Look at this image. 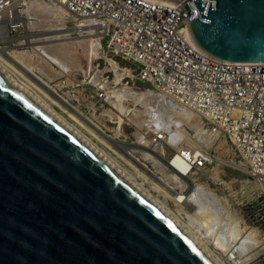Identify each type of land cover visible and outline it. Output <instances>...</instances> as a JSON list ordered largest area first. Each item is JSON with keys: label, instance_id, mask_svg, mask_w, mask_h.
Here are the masks:
<instances>
[{"label": "water", "instance_id": "water-1", "mask_svg": "<svg viewBox=\"0 0 264 264\" xmlns=\"http://www.w3.org/2000/svg\"><path fill=\"white\" fill-rule=\"evenodd\" d=\"M211 1H193L195 47L221 62L264 63V0ZM248 209L264 222L263 196ZM0 264L217 263L0 66Z\"/></svg>", "mask_w": 264, "mask_h": 264}, {"label": "built area", "instance_id": "built-area-1", "mask_svg": "<svg viewBox=\"0 0 264 264\" xmlns=\"http://www.w3.org/2000/svg\"><path fill=\"white\" fill-rule=\"evenodd\" d=\"M30 1L33 0H0L2 54L8 53V49L14 52L42 44L40 40L29 45L30 34L23 28H13L15 23L21 25L22 19L26 20L23 12ZM48 1L64 8L72 29L75 24L72 19L89 21L96 28L95 31L88 29L86 34L100 36L105 59L126 64V77L134 85H142V88L132 87L160 94L192 111L202 120L203 127L217 129L231 144L238 168L253 178L250 183L261 185L264 192V63L221 62L195 47L187 28V22L198 15L195 0L178 4L162 0ZM201 1L214 6L211 0ZM107 83L108 87L92 92L96 100L108 101V92L113 86ZM124 83L130 86L129 82ZM120 100L128 103L129 96H121ZM112 108L118 110L113 105ZM145 130L148 151L164 160L184 181L183 190L174 181L170 185L161 181V188L169 193L188 194L195 186L190 175L194 173L201 179L203 174L213 172L210 166L218 164L215 155L203 147H184L165 160L162 156L165 150L155 152L154 149L165 141L164 131ZM153 192L167 200L163 192Z\"/></svg>", "mask_w": 264, "mask_h": 264}, {"label": "bare ground", "instance_id": "bare-ground-1", "mask_svg": "<svg viewBox=\"0 0 264 264\" xmlns=\"http://www.w3.org/2000/svg\"><path fill=\"white\" fill-rule=\"evenodd\" d=\"M49 4L44 0H33L28 2V8L23 12L24 16L28 18V30H32V25H34L33 20L39 12H45L47 15L54 16L61 15V13L66 15V11L63 10L64 8L55 7L53 3H51V5ZM74 22L77 23L76 30L74 29L72 31H76L77 34L83 32L87 33L86 31H88V29L90 31H95L96 29L89 24V21L74 19ZM23 25L24 19H22L21 25L20 23H15L13 28L21 29ZM42 32L43 33L37 36H31L27 42L32 45L36 42L40 43V40H42V44L34 46L35 50L49 56L66 57L67 64L64 62L63 67L68 66L75 52V50L72 51L70 49L76 46L86 45L87 49L92 50V56L99 49L100 36L93 35L90 32L86 34V37H80L87 39L85 41H76L75 38H72V35L67 34L68 32L65 28H62V26L54 30L43 29ZM93 37H97L98 39L94 40ZM7 51L8 53L5 54H2L0 51V66L85 139L95 150L154 202L170 219H172L217 264H263V233L255 227L250 226L249 223L243 219L237 208L243 205L240 199L242 197L241 187L250 183L251 180H248L243 175H241V177L238 175L237 177L233 174L236 170H241L233 163L234 159L232 153L227 154L225 152L226 157L222 159L221 152L223 150L220 146H216L214 149L216 153L212 152L213 137L211 131L203 127L202 120L192 111H187L183 107L177 106L172 101L151 90H139L135 87L127 86L124 81H122L126 71L119 70L117 64L110 61L113 63L114 86L108 92L107 100H113V105L117 107L122 115L131 114L132 112L136 113L139 111L137 107L156 98L163 99L162 102L166 100L167 103L163 102L162 105L164 104L170 108L173 107V109L176 110L181 109L194 117L196 116L195 121L186 123L187 127L185 126L186 130L184 131L180 128H178L180 131L177 130V127L173 129L170 126L167 127L166 131L162 129L165 133V141L154 147L155 152L165 150L162 156H164L165 160H169L173 157L175 151L187 146L189 147V145L186 144H192L195 145L194 147H203L206 151L213 153L218 160L217 162L220 163L212 170L213 172L203 174L201 179H197L194 173L190 175L195 186L188 194L183 195L181 192L172 194L169 193L166 188L164 190L161 188V181L169 185L174 181L182 190L185 186L184 181L180 174L172 171L174 169L169 168L164 160L157 159L154 154L148 151L147 147H145L148 145V141H145L143 137H139L138 140L141 141L144 146L128 143L119 138L117 128H114L115 135H110L111 137H109L103 126H99L92 121L91 118L86 117L76 108L72 107L69 100L59 94L57 89L49 84L45 77L47 74H45L44 71L39 69L36 70L34 67L25 65L18 57L17 51L11 52L9 49ZM124 95L129 96L128 101H130V98H134V103L132 105L134 108H131L126 103H121L120 97ZM68 98L71 99L70 96ZM54 105H58L59 108H62L64 110L63 112L68 114L70 119L77 122L82 129L99 140V142L109 146L111 150L115 151L121 148L119 150L123 155L117 154V157H114L111 153L99 147L90 137L86 136L83 131L79 130L74 124L69 123L63 115L57 113L53 107ZM108 118V120H113L114 122H111L115 124L121 123L120 118L116 116L113 117L112 114L109 115ZM197 118H199V121ZM135 121L137 124L146 121L144 113L137 115ZM217 131V129L213 130V132ZM184 141L186 143L183 144ZM160 145H162V147H160ZM135 153H139L142 158L135 155ZM119 158H122L125 163L130 164L135 172L130 173ZM149 164H151V166ZM231 175H234L236 180H231L233 178L230 179L229 176ZM138 177H143L144 181H149V188H146L144 181L141 182ZM216 183L217 185L220 183L224 185L225 188H229L231 193L226 194ZM250 184L252 190H255L254 187L256 188L259 185L256 182ZM153 191L163 192L167 200L161 199ZM260 214L262 213H256L259 219L263 218V215Z\"/></svg>", "mask_w": 264, "mask_h": 264}, {"label": "rangeland", "instance_id": "rangeland-1", "mask_svg": "<svg viewBox=\"0 0 264 264\" xmlns=\"http://www.w3.org/2000/svg\"><path fill=\"white\" fill-rule=\"evenodd\" d=\"M46 1L47 3L49 2L48 0ZM49 5H51V3ZM46 15L47 14L45 12L42 13L39 12L36 14L35 19L33 20L34 25H32V30H28V26H27L28 18L27 16L25 17L26 20H24V25L22 28L24 29L25 32L30 34L29 38L31 36L34 37L43 33L42 32L43 29L54 30L59 26H62V28H65V30L68 32L67 34L72 35V38H75L76 41L87 40L80 38L81 36L86 37L85 32L77 34L76 31L75 32L72 31L74 29L76 30L77 23L74 22V19H72V21L75 23L73 27L74 29H72V27L70 26V24L72 23L69 21L68 17L64 13H61V15H56V16L47 15L52 18L49 17L47 18ZM68 22L69 24H67ZM93 39L97 40L98 38L93 37ZM28 44L30 45L29 42ZM70 50L72 51L75 50V52L71 58V62L68 64L67 67H63V63L66 62L67 59L66 57L55 56V55L49 56L44 53H39L35 50L34 46L26 49L17 50V55L25 65L34 67V69L36 70L39 69L41 71H44L45 74H47L45 75V77L47 78L49 84L55 87L59 94L67 98L69 100L70 105H72V107L76 108L86 117L91 118L92 121H94L99 126H103L104 130L108 134L115 135L114 128H117L120 139L125 140L128 143H132L134 145H141L142 142L139 141L137 138L143 137L146 138L144 139L145 141L148 140L147 137H144V132L146 131L145 129L156 132L162 129H165L166 131L167 127L170 126L173 129L177 127L176 128L177 130H179L178 128H180L184 131L186 130L187 122L190 123L191 121H195L196 116L194 117L193 115L181 109L176 110L173 109V107L170 108L169 106L167 107L164 104L162 105L163 102L167 103L166 100L162 102L163 99H156V98L150 100L153 103L149 101L148 103L145 102L141 106L137 107L139 111L136 113L132 112L131 114H129L130 117H127L128 118L127 119L125 114L122 115L119 112V110H114L112 108L113 100H108L107 102H100L94 98V95L92 93L93 91L99 90V88L108 87L109 84L107 82L111 83V85L114 86L113 85L114 72L112 71L113 68L112 62H115V60L112 59L107 60L108 58L106 59L104 58V55L100 48V41H99V49L97 50V52L94 53L93 56L91 54L92 50L87 49L86 45L76 46L75 48H72ZM117 66L121 71H124L125 68L127 67L126 64L124 63H118ZM122 81L126 83L129 82L130 86L132 85L137 88L139 87L142 88V85L139 83H137V85H134L133 82H131L130 79L127 78L125 74L123 75ZM69 96L71 99L68 98ZM158 102H159V106H158ZM133 103H134V98H130V101L126 104H128V106H130L131 108H134L132 106ZM53 107L55 111L63 115L69 123L74 124L79 130L83 131V133L86 136L90 137L93 140V142H95L99 147L109 152L108 149L109 146L102 144L101 142H99V140H97L87 131L82 129V127L77 122L70 119L68 114L63 112L64 110L62 108H59L58 105H54ZM113 112L115 113V115H113ZM141 113H144V117L146 118V121L137 124V122L135 121V117ZM111 114L113 115V117L114 116L119 117L121 123L120 124L109 123L108 116ZM197 119L199 121V118ZM206 129L211 131L213 137L212 152L216 153L214 149L216 148V146H220L223 150L221 152L222 154L219 152L222 155L221 156L222 159H225L224 157H226L225 156L226 153L227 154L232 153L234 159L233 163L238 168L237 166L238 159L236 157V154L234 153V150L231 147V144L219 131L213 132L214 129L213 130L211 128H206ZM184 143L186 142L184 141L183 144ZM186 145H189V147L195 146L192 144H186ZM119 149L115 151L112 150L113 153L111 152L109 153H111L114 157H117V154L123 155ZM135 155L141 157L139 153H135ZM119 160L125 164V167L130 173L134 172V170L132 171V169H130V167L132 168L130 164H128L130 165L129 167L122 158H119ZM218 164L220 163L218 162ZM149 165L151 166V164ZM216 167H217V163L213 166H210L209 169L212 171ZM138 179H140L141 182L144 181L143 177H138ZM190 179L192 180L191 177ZM231 180H236V178L233 177ZM144 183L146 188H149L150 186L149 181L145 180ZM218 185L217 186L223 189V191H225L226 194L231 193V190L229 188H225L224 185H221L220 183H218ZM250 185L251 184L247 183V185L241 187L242 197L240 199L242 200L241 203L243 205L242 207L240 206L238 210L241 213L243 219H245V221H247V223H249L250 226L255 227L257 230L261 231L264 236V222L254 221L253 219H250L251 209H248L250 208V203L257 200L259 196L264 197V192L261 190L262 187L260 188L258 184L256 188L254 187L255 190H252V187L250 188ZM243 206H246L245 208H247V210L243 208Z\"/></svg>", "mask_w": 264, "mask_h": 264}]
</instances>
